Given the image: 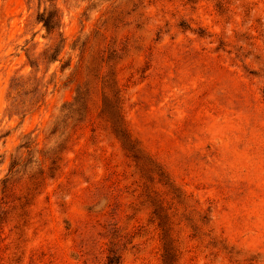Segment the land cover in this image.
Here are the masks:
<instances>
[{
    "label": "rangeland",
    "instance_id": "374dc122",
    "mask_svg": "<svg viewBox=\"0 0 264 264\" xmlns=\"http://www.w3.org/2000/svg\"><path fill=\"white\" fill-rule=\"evenodd\" d=\"M263 92L264 0H0V264H161L143 182L176 264H264Z\"/></svg>",
    "mask_w": 264,
    "mask_h": 264
},
{
    "label": "trees",
    "instance_id": "16d2710c",
    "mask_svg": "<svg viewBox=\"0 0 264 264\" xmlns=\"http://www.w3.org/2000/svg\"><path fill=\"white\" fill-rule=\"evenodd\" d=\"M39 20L42 22V25L47 32L52 31L54 28H58L60 23V17L55 15H49L44 17V15L42 14ZM52 59L54 60V58ZM14 89H17L16 86L14 87ZM107 92H108L107 94H110V92L112 91L111 89L110 90L108 89ZM78 95H80V91H77L76 93V97L74 101L75 103H77L80 99ZM263 98H264V92H263ZM36 102H38L37 105H40L41 97L36 98L35 103ZM116 109L117 111L115 114L116 116L115 125L118 128L120 137L124 140L129 150L133 149L139 151L137 148L135 149V147L132 146V140L127 130L125 129L123 120L121 119L117 106ZM49 151L53 157L52 160L50 161V164H53L56 158L55 156L56 152H54L52 148H49ZM142 161H145L146 165L153 166V162L149 160V158L147 157H142ZM139 188L140 191L138 193V197L143 198V200L149 204L150 221L155 224V228L158 231V239L160 242L159 256H160L161 264H176L178 246L176 239L174 238L173 227L179 224V222H175V217H174L175 215H177V211H179L181 217H185V219H187L188 221L182 226L189 228L193 227V229L196 230L197 233H199L197 239L203 240L204 237L208 236L206 235L207 233H205V223H203L201 217H199L197 207H195L183 194L180 193L177 196L178 197V200H176L177 208H175V204H173L174 205L173 208L172 205L173 197L168 196L170 192L167 189L159 190L158 188L155 187V184L152 182H143L142 184H140ZM191 236L192 238L195 237L194 234H192Z\"/></svg>",
    "mask_w": 264,
    "mask_h": 264
}]
</instances>
